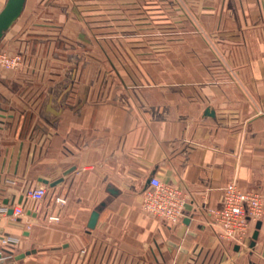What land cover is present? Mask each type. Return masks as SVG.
Instances as JSON below:
<instances>
[{"label":"crops","instance_id":"0c3cea01","mask_svg":"<svg viewBox=\"0 0 264 264\" xmlns=\"http://www.w3.org/2000/svg\"><path fill=\"white\" fill-rule=\"evenodd\" d=\"M210 2L198 31L165 33L148 48L134 34L120 43L123 61L102 45L79 78L68 64L62 79L64 49L87 39L70 16L22 38L16 21L9 27L0 50L19 46L25 60L0 70V206L21 204L24 216H0L2 235L19 239L0 264H264V216L254 246L235 250L209 215L231 182L264 194V0ZM150 177L187 195L176 225L142 211ZM60 178L42 202L22 198Z\"/></svg>","mask_w":264,"mask_h":264},{"label":"rangeland","instance_id":"374dc122","mask_svg":"<svg viewBox=\"0 0 264 264\" xmlns=\"http://www.w3.org/2000/svg\"><path fill=\"white\" fill-rule=\"evenodd\" d=\"M5 2L0 3V11ZM209 3L210 0H26L15 20V29L22 38L26 37L24 35L28 31L39 30L34 28L37 26L35 23L50 24L54 16H70L74 21L73 28L87 39H79L76 47L72 45V48L64 49L60 58L65 65L62 79L70 77L68 64L77 66L78 69L72 71V78H79L82 73L79 68L88 61H85L86 54H92L96 60L102 45L109 47L113 51V61H118L122 60L121 53L118 54L119 47L122 48L125 40L124 46L128 48L129 39L126 38H133L134 34L141 37L148 48L150 43L158 41L165 33L173 34L175 38L186 31H198L199 14ZM14 49L24 63V50L19 46ZM94 64L92 73L95 76L98 65ZM99 77L100 86L103 80L108 79L107 72L99 73Z\"/></svg>","mask_w":264,"mask_h":264},{"label":"built area","instance_id":"2783aa9c","mask_svg":"<svg viewBox=\"0 0 264 264\" xmlns=\"http://www.w3.org/2000/svg\"><path fill=\"white\" fill-rule=\"evenodd\" d=\"M23 65L22 57L18 54H7L0 51V69L17 71ZM47 185L39 183L25 188L22 198L25 201L42 202L47 193ZM141 209L144 213L157 218L171 226L176 225L185 215V206L188 202L183 190L162 182L157 177H150L148 184L140 194ZM59 204L65 200L56 199ZM12 214L8 216L13 221L24 216V207L19 205L0 206V216H7L8 210ZM211 225L215 228L219 240L235 244L238 249L251 248L248 244L251 240L255 224L264 216V194L259 191L240 190L235 182L227 184L223 188L221 207L209 211ZM50 216L49 221L57 220ZM0 260L8 261L13 257L15 247L19 239L6 236L0 239ZM6 249L9 253L3 252Z\"/></svg>","mask_w":264,"mask_h":264},{"label":"water","instance_id":"95a60500","mask_svg":"<svg viewBox=\"0 0 264 264\" xmlns=\"http://www.w3.org/2000/svg\"><path fill=\"white\" fill-rule=\"evenodd\" d=\"M25 1L26 0H6L3 8L0 11V41L3 38V35L7 32L9 27L12 25V23L21 14V12L24 8V5H25ZM206 113H209L210 116H213V112H209L206 110ZM71 171H72V169L67 170L64 173V175L70 173ZM41 182L43 184L48 185L49 188H53V187L57 186L58 184H60L62 182V179L60 178V179L52 181V182H48L47 180L43 179V180H41ZM147 184H148V180L145 182V186ZM104 206H105V203L103 202L91 212L88 223H87V228L89 230H92L95 228L96 222H97L98 217H99V213H100L102 207H104ZM11 214H12V211L10 209L7 212V216H10ZM260 229H261V221H258L255 224L254 231H253L252 236H251V243H250L251 248L254 246L255 242L259 238ZM2 234H3V229L0 228V239L3 238ZM4 236H7V234H5ZM2 250L5 253H9V251L6 249H2ZM235 250H238V247H236ZM32 252L34 253V251H32ZM29 254H30V252L18 254L16 256H14L13 260L14 261L22 260L25 256H27ZM261 256L264 259V247H263ZM4 263H7V261H5Z\"/></svg>","mask_w":264,"mask_h":264}]
</instances>
